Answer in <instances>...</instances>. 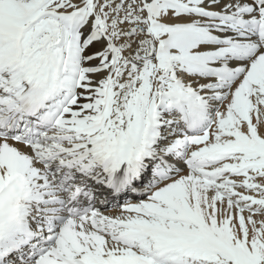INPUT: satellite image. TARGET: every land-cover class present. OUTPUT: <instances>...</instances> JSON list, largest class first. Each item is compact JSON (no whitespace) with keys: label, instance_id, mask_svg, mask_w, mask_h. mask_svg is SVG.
Masks as SVG:
<instances>
[{"label":"snow or ice","instance_id":"obj_1","mask_svg":"<svg viewBox=\"0 0 264 264\" xmlns=\"http://www.w3.org/2000/svg\"><path fill=\"white\" fill-rule=\"evenodd\" d=\"M0 264H264V0H0Z\"/></svg>","mask_w":264,"mask_h":264}]
</instances>
